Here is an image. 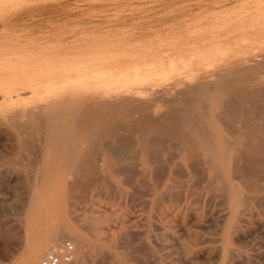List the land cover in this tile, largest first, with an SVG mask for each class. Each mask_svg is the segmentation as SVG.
<instances>
[{
    "label": "rangeland",
    "instance_id": "rangeland-1",
    "mask_svg": "<svg viewBox=\"0 0 264 264\" xmlns=\"http://www.w3.org/2000/svg\"><path fill=\"white\" fill-rule=\"evenodd\" d=\"M259 4L264 8V0H0V67L3 69L4 65H13L20 68L25 65L37 81L44 80L36 85L35 91L29 90L25 98L22 96L20 102L0 99V117L6 109L10 113L13 104L15 110L16 107L24 106L23 102L27 103L25 106L35 103L43 105L53 100V97L75 98L90 90L103 88L107 79L89 73L88 69L114 67L115 62L103 58L112 52L128 51L131 46L143 48L152 43V46L160 44L159 48H165L169 42H173L176 47L180 45L179 49L206 51L203 53L206 55L213 50L212 39L222 32L219 27L225 29L224 25L231 30L230 38L227 42L218 43L220 48L229 45L231 50L236 49L235 42L241 36L246 41L257 40L264 34V13H257L261 7ZM196 35L198 37L194 39ZM213 58L215 60L206 65L203 74L209 75L221 67L219 56ZM78 70L82 75H77ZM2 73L6 74L4 71ZM185 77L189 78L188 75ZM65 87L69 91L73 90L66 91ZM55 90L58 94L53 96ZM37 92L38 99L42 100L37 99ZM28 99L34 100L29 102ZM4 127L0 124V264H25L26 259L32 258L35 246L43 241L54 225L63 229V241H72L74 248L72 260L63 264H264V191L250 192L238 183L241 189L238 195L243 198L235 206L226 202L227 199L221 196L223 192L210 180L211 170H207L209 176L206 177L200 167L199 172L198 167L194 169L189 166V174L185 177H177L180 173L178 170L172 169L169 172L165 168V174H161L160 180L155 183L152 181V178L155 180V173L151 171L145 175L142 160L132 151L122 150L123 154H119L127 158L131 171H100L92 176L95 181L99 180L85 187L83 193L90 190L88 198H85V194L79 197L66 192L62 185L64 179H67L65 167L44 169L43 164L52 161L49 146L55 143L34 140L36 145L32 142L35 145L33 150L37 154L31 148L33 153L27 152L32 157L29 160V155L23 157V151L16 149L12 135ZM59 145L66 143L61 142ZM80 145V142L75 143V146ZM38 146L41 148L37 149ZM95 155L100 157L102 153L97 150ZM18 158L23 162V167L20 165L23 168L21 172L17 171L20 164ZM188 159L185 163L190 161ZM27 160L34 163H28ZM27 164L32 167H27ZM125 170L126 174L123 175ZM128 174L132 176L131 179ZM171 180L174 186L166 192ZM197 180L202 182L192 187V184L198 183ZM234 181L237 182L236 179ZM140 192L142 197H139ZM161 193L165 195L161 196ZM249 197H252L251 201L244 200ZM183 221L185 225L181 224ZM92 226L96 227L97 233L92 231ZM110 229H120L115 242L109 236ZM98 230H101L99 234ZM79 234L90 240L93 236H99L103 241L99 243L100 250H92L85 243L86 254L83 258L77 257L76 245L71 237ZM143 239L145 243L141 244ZM114 243L125 247L129 252L127 258L122 255L115 257L108 250L107 244ZM138 244L143 248H139ZM135 246L138 248L135 249ZM227 247L233 255L224 254L223 248Z\"/></svg>",
    "mask_w": 264,
    "mask_h": 264
},
{
    "label": "bare ground",
    "instance_id": "bare-ground-1",
    "mask_svg": "<svg viewBox=\"0 0 264 264\" xmlns=\"http://www.w3.org/2000/svg\"><path fill=\"white\" fill-rule=\"evenodd\" d=\"M259 5L261 6V4ZM257 13L263 14L264 8L261 6ZM223 27L225 29L219 27L222 32L217 33L212 39L211 48L213 50H210L211 53L206 55L203 54L206 51L179 49L180 45L176 47L173 42H169L165 48H159L160 44L152 46V43H149L143 48L141 46H131L125 52H112L103 60L107 59L109 62H115L114 67L88 69L89 73L101 75L107 79L103 88L93 89L94 91L90 88L88 93L75 98L57 97V99H54L53 97V100L46 104L43 101L45 105H36L37 103H35L31 106L30 104L25 106L27 103L23 102L24 106H21V108H19L20 106L16 107L19 109L14 108L15 110H13V106L15 107L13 104L12 107L10 106L12 108L10 113L7 109L4 110L0 117L2 122L0 124L5 126L3 129H7L12 135L16 144L15 147L18 151H23V157L29 155L27 158H30L31 154H27V152L31 148L34 149L36 144L33 141L36 139L55 143L49 146L52 161L43 164V166L44 169L50 170L57 166L66 168L64 174L67 179H64L62 185L65 191L71 193V195L73 193L79 197L83 194L87 196L90 190L87 189L89 192L83 193L85 187L88 188L92 184L90 182L96 183L99 180L95 181L92 176L100 171L113 172L115 170L130 169L131 165L126 162L127 158H123L125 156L119 154L130 150L138 156V159L142 160L145 175H149L151 171H153V174L155 173V180L152 178L155 183L158 179L160 180L161 174H165L163 173L165 168L169 172L172 169L178 170L181 174L179 173V176L177 173V177H185L189 174L187 166L190 168L195 167L194 169L198 167L197 170L200 167L206 177L209 176L207 170H211L210 180H213L217 189L223 192L221 196L227 199L226 202L228 201L236 206L243 198L238 195L241 191L238 183L250 192L264 191V34L253 41H246L245 37L241 36L239 41L235 42L237 44L236 49L231 50L229 45L220 48L218 44L227 42L230 38L229 32L231 30L227 29L226 25ZM197 37L198 35L194 36V39ZM132 47L135 49H131ZM215 55L219 56V60L222 62L221 67H217L209 75L203 74L206 65L215 60L213 58ZM3 71L6 74H3ZM77 75H82L81 71L77 72ZM186 75H188V79H186ZM42 81L35 79L28 66L21 65L20 68H17L13 65L9 67L4 65L3 69L0 67V91L2 92L0 99L9 102L19 100L18 102H20L22 96L24 97L30 91H35L37 89L36 85ZM75 84H78V82ZM62 88L64 89V87ZM72 90L69 91L66 88V91L71 92ZM77 92L76 95H78ZM52 93L54 92L52 91ZM37 94L38 99L39 92ZM57 94L56 91L53 96ZM69 96L72 95L69 94ZM46 99H48V96ZM32 100L28 99L29 102ZM7 111L8 113H6ZM0 132L2 131L0 130ZM61 142H65L66 145H59ZM76 142H80L81 145L75 146ZM39 148L41 147L38 146L37 149ZM97 150L101 151L102 156L98 157L99 153H96L98 156L95 155ZM33 151L30 152L33 153ZM186 159L190 161L185 163ZM17 160L16 162H19ZM29 160H27L28 163H34ZM21 163L23 162L20 160L19 167L17 166L18 172L23 170V168H20L23 165ZM29 165L27 164V167L31 168L32 166ZM35 166L37 167V165ZM158 167L161 169H158ZM156 168L157 171L155 172ZM193 172L195 174V171ZM129 173L131 174V172ZM124 174H126V170ZM130 174H128V177L131 179ZM197 176L199 177L198 174ZM91 177L92 180H90ZM133 177H135V174ZM159 182L161 183L162 180ZM201 182L191 186L197 187ZM175 183L178 184V182ZM171 186H174L172 180L167 184L166 192H169ZM33 189L36 190V187L34 186ZM165 193H161V196ZM145 195L147 197L146 193ZM140 196L142 197V194ZM79 197L78 199H80ZM209 197L212 198V196ZM85 198H88V196ZM136 199L135 197L134 200ZM170 199L173 200L172 197ZM247 199L251 201L252 197L244 200ZM139 200H143V198ZM145 201L147 202V200ZM145 201H142V203ZM244 203L246 204L245 201ZM162 212L164 211L162 210ZM226 214L228 215V213ZM176 217L178 216L176 215ZM173 221L175 222V220ZM172 224L174 223L172 222ZM181 224L185 225V222L183 221ZM91 228L93 232L97 231L96 227L92 226ZM173 229L175 230L174 227ZM100 232L101 230L98 234ZM119 232L120 229H110L109 236L114 239V242L120 234ZM104 233H107V231ZM63 237V229L58 225L52 226L43 241L35 246L32 258L25 260V264H36L37 257L39 258L42 254L60 248L64 243ZM71 238L76 245V256L79 258H83L86 254L84 250L85 243H88L90 249L96 250L100 247L99 243L103 242L99 236H93L92 240L86 239L82 234ZM144 240L143 242L140 240L141 244L145 243ZM107 245L109 246L108 250L115 257L121 255L124 258L128 257L129 252L120 244ZM137 246L139 247V244ZM137 246L134 248L137 249ZM139 248L142 249L143 247ZM206 248H209V246ZM116 249L120 250L115 251ZM223 250L224 254L233 255L232 250L228 247L223 248ZM130 258L129 260H131ZM63 263L69 262H61L60 264ZM194 264L196 263L194 262Z\"/></svg>",
    "mask_w": 264,
    "mask_h": 264
},
{
    "label": "built area",
    "instance_id": "built-area-1",
    "mask_svg": "<svg viewBox=\"0 0 264 264\" xmlns=\"http://www.w3.org/2000/svg\"><path fill=\"white\" fill-rule=\"evenodd\" d=\"M73 245L70 241L64 242L60 248L53 249L38 259L37 264H60L61 262H70L73 258Z\"/></svg>",
    "mask_w": 264,
    "mask_h": 264
}]
</instances>
